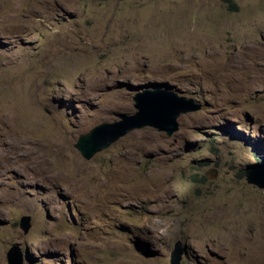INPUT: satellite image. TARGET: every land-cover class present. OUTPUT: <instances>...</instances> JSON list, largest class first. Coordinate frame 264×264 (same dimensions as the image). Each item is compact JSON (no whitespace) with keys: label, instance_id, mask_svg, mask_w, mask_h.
<instances>
[{"label":"rangeland","instance_id":"obj_1","mask_svg":"<svg viewBox=\"0 0 264 264\" xmlns=\"http://www.w3.org/2000/svg\"><path fill=\"white\" fill-rule=\"evenodd\" d=\"M232 1L0 0V264H264V0ZM157 87L200 108L81 156Z\"/></svg>","mask_w":264,"mask_h":264},{"label":"water","instance_id":"obj_2","mask_svg":"<svg viewBox=\"0 0 264 264\" xmlns=\"http://www.w3.org/2000/svg\"><path fill=\"white\" fill-rule=\"evenodd\" d=\"M133 106L136 109L133 113H120L119 120L103 122L80 134L75 147L81 156L90 159L95 153L107 148L119 137L143 126L154 127L169 136L178 129L177 117L180 114L200 108V104L193 98L179 95L166 87L137 91L133 95ZM246 181L259 188H264V172L253 173V170L250 169L246 173ZM19 226L26 233L30 227V216H21ZM178 244L179 242L175 245L171 264H179L181 249ZM6 261L7 264H23L21 252L16 244L8 249Z\"/></svg>","mask_w":264,"mask_h":264},{"label":"bare ground","instance_id":"obj_3","mask_svg":"<svg viewBox=\"0 0 264 264\" xmlns=\"http://www.w3.org/2000/svg\"><path fill=\"white\" fill-rule=\"evenodd\" d=\"M7 90L6 89H0V93H2V92H6ZM20 95H21V97L23 96H26L27 98H29V96H30V94L32 93V90H30V89H26V88H21L20 89ZM4 108V107H3ZM7 109V108H6ZM36 109V108H35ZM35 109L32 111V113L35 111ZM8 110V109H7ZM7 110L5 111V112H7ZM11 109L9 108V111H10ZM11 112V111H10ZM16 112H17V110H16ZM2 113H4V112H2ZM31 113V114H32ZM11 114V113H10ZM10 116V115H9ZM25 116H29L28 115V112L26 111V113H25V115L23 116V113H19V112H17V115H15V120L16 119H19V118H21V117H25ZM1 117H2V115H1ZM0 117V118H1ZM5 117L7 118V119H9L8 118V114H5ZM11 117V116H10ZM0 129H2V127H0ZM13 131L15 132V133H21V136L22 137H24V136H26V134H27V132L26 131H22V132H17L18 131V128L17 127H13ZM30 132H34L35 134H38V131H34V130H32V131H30ZM34 135V134H33ZM12 149V148H11ZM7 195V194H6ZM13 197V196H12ZM15 198H17V197H15ZM14 198V199H15ZM19 198V197H18ZM13 199V198H12ZM9 200H11V199H9ZM17 201H19V200H17ZM15 203V202H14ZM17 203V202H16ZM25 203V202H24ZM18 204V203H17ZM22 204V203H21ZM24 207H26V206H24ZM224 218V217H223ZM259 233V232H258Z\"/></svg>","mask_w":264,"mask_h":264},{"label":"trees","instance_id":"obj_4","mask_svg":"<svg viewBox=\"0 0 264 264\" xmlns=\"http://www.w3.org/2000/svg\"><path fill=\"white\" fill-rule=\"evenodd\" d=\"M229 5L236 7L232 0H225Z\"/></svg>","mask_w":264,"mask_h":264},{"label":"clouds","instance_id":"obj_5","mask_svg":"<svg viewBox=\"0 0 264 264\" xmlns=\"http://www.w3.org/2000/svg\"><path fill=\"white\" fill-rule=\"evenodd\" d=\"M173 254V253H172ZM172 257V256H171ZM170 263H171V261H170Z\"/></svg>","mask_w":264,"mask_h":264}]
</instances>
